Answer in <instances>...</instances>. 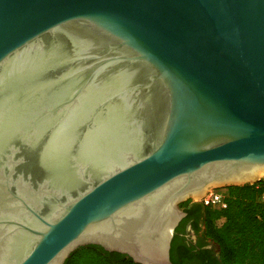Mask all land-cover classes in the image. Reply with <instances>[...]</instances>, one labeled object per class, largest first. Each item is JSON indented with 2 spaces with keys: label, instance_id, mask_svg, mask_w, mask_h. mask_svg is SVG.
Returning <instances> with one entry per match:
<instances>
[{
  "label": "water",
  "instance_id": "obj_1",
  "mask_svg": "<svg viewBox=\"0 0 264 264\" xmlns=\"http://www.w3.org/2000/svg\"><path fill=\"white\" fill-rule=\"evenodd\" d=\"M263 176L264 0H0V264H173Z\"/></svg>",
  "mask_w": 264,
  "mask_h": 264
},
{
  "label": "trees",
  "instance_id": "obj_2",
  "mask_svg": "<svg viewBox=\"0 0 264 264\" xmlns=\"http://www.w3.org/2000/svg\"><path fill=\"white\" fill-rule=\"evenodd\" d=\"M227 189L226 209L192 201L180 205L187 217L172 241L173 264H264V203L259 200L263 189L258 184ZM188 223L200 235L197 245L181 236ZM65 264L136 263L126 255L89 245L75 251Z\"/></svg>",
  "mask_w": 264,
  "mask_h": 264
},
{
  "label": "built area",
  "instance_id": "obj_3",
  "mask_svg": "<svg viewBox=\"0 0 264 264\" xmlns=\"http://www.w3.org/2000/svg\"><path fill=\"white\" fill-rule=\"evenodd\" d=\"M259 185L260 188L263 189L262 194L260 195V202L264 203V176L256 183ZM228 193L220 192V190H213L211 191L202 201L201 203L204 204L206 207L210 208H221L226 209Z\"/></svg>",
  "mask_w": 264,
  "mask_h": 264
},
{
  "label": "flooded vegetation",
  "instance_id": "obj_4",
  "mask_svg": "<svg viewBox=\"0 0 264 264\" xmlns=\"http://www.w3.org/2000/svg\"><path fill=\"white\" fill-rule=\"evenodd\" d=\"M181 236L186 239L187 242L193 244V245H197L200 239V235L196 234L194 229H193V224L192 223H188L184 233L181 234ZM208 248H212L211 245L208 246Z\"/></svg>",
  "mask_w": 264,
  "mask_h": 264
},
{
  "label": "rangeland",
  "instance_id": "obj_5",
  "mask_svg": "<svg viewBox=\"0 0 264 264\" xmlns=\"http://www.w3.org/2000/svg\"><path fill=\"white\" fill-rule=\"evenodd\" d=\"M219 190H220V192H224V193H225V192H226V193L228 192V189H227V188H226V189H219ZM192 202H193V201H192Z\"/></svg>",
  "mask_w": 264,
  "mask_h": 264
}]
</instances>
